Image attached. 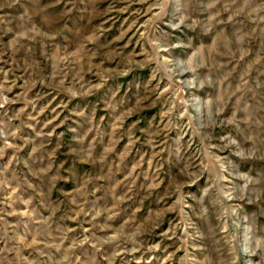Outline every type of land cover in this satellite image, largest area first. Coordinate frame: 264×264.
Masks as SVG:
<instances>
[{
    "label": "rangeland",
    "instance_id": "rangeland-1",
    "mask_svg": "<svg viewBox=\"0 0 264 264\" xmlns=\"http://www.w3.org/2000/svg\"><path fill=\"white\" fill-rule=\"evenodd\" d=\"M0 264H264V0H0Z\"/></svg>",
    "mask_w": 264,
    "mask_h": 264
}]
</instances>
